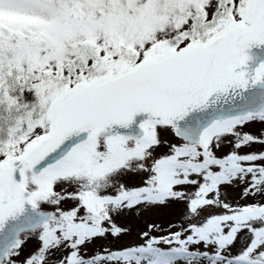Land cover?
I'll return each instance as SVG.
<instances>
[{
	"label": "snow or ice",
	"instance_id": "obj_1",
	"mask_svg": "<svg viewBox=\"0 0 264 264\" xmlns=\"http://www.w3.org/2000/svg\"><path fill=\"white\" fill-rule=\"evenodd\" d=\"M0 264H264V0H0Z\"/></svg>",
	"mask_w": 264,
	"mask_h": 264
}]
</instances>
